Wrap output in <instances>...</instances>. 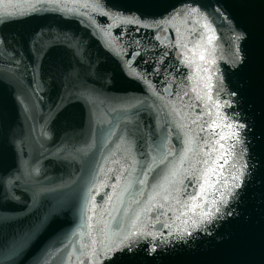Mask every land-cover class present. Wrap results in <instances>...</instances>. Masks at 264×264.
<instances>
[{
	"label": "water",
	"instance_id": "water-1",
	"mask_svg": "<svg viewBox=\"0 0 264 264\" xmlns=\"http://www.w3.org/2000/svg\"><path fill=\"white\" fill-rule=\"evenodd\" d=\"M0 19V264H76L85 245L96 264H264V0H0ZM66 38L101 119L138 125H99L86 163V108L58 111Z\"/></svg>",
	"mask_w": 264,
	"mask_h": 264
},
{
	"label": "snow or ice",
	"instance_id": "snow-or-ice-1",
	"mask_svg": "<svg viewBox=\"0 0 264 264\" xmlns=\"http://www.w3.org/2000/svg\"><path fill=\"white\" fill-rule=\"evenodd\" d=\"M192 12H200L202 11L200 8H192ZM214 13H219V9L213 8ZM8 21L5 19H0V25H3L7 23ZM137 22V21H132ZM5 41L2 37H0V44H4ZM71 54L73 59H75L76 63L73 65L72 63H69L66 67L63 68L61 71V75L63 78L66 79L68 87L66 90V100L67 103H61L58 105V111L63 113L66 109L69 108V105L74 104H81L86 108V112L83 114V124L81 125V128H83L84 125H87L89 129V136L87 139L80 142L79 147H73L72 152L70 155H72L73 159L79 158V160L83 163H86V157L88 156L89 152L95 147V140L93 139V136L96 133H99L100 135H105L104 129L99 127V125L102 124H110L111 127L106 133L107 138H111L112 136L116 135L115 129L119 127L120 123H125V127L122 130L121 135L119 136L120 140H125V137L129 134L135 135L136 131L138 130V125L134 127H129V125L132 124V121L128 117L127 112H125L123 120H118L116 124H112L111 121L107 119H101L98 111L96 110L95 105V94L92 90L88 89L86 85L81 83V71L80 68L84 64V60L79 52L78 45H75L71 39L66 38V43L63 45ZM49 47H55V45H50ZM36 52L39 54L43 52L44 54H47V50L44 48L43 44L40 42H37L35 45ZM18 63V62H17ZM146 83V81H145ZM128 108L135 107L134 105H127ZM66 119L69 123V127L71 126L79 119H81L80 114L76 113L75 111H68ZM167 137H165L166 139ZM163 147V145H161ZM167 155L164 156L162 159L159 160L157 163L155 157L150 156L147 152L142 153V155L145 158L146 167L142 169L144 175H147L149 171L153 170L152 165L155 164L157 168H159L161 165H165L167 161V157L172 155L171 151L166 150ZM185 151H190V149H186ZM184 160L181 159L180 164L183 165ZM176 175L175 170L170 169L166 174L162 177V183H171L169 177H174ZM119 179V177H117ZM140 184L144 183V180H139ZM129 185H126L124 188V191H127ZM53 189L44 187V186H38L37 189L33 193L32 197V203L33 206L40 203L41 196L49 191H52ZM223 202V201H222ZM216 211H219V208L216 209ZM211 214H209L210 216ZM39 225H35L33 228V231L37 229ZM30 233H25L22 236H20L18 239L14 240L8 247L6 251V258L11 259L21 253V251L24 249L25 244L30 239ZM133 233L131 231L125 233L122 237V239L119 240V243H113L110 246L106 247V259H111V256H108L107 253H116L123 251L124 248H127L128 250H131L134 243L136 242L133 237ZM94 243V242H93ZM84 247L89 248V252H80L79 256L76 258V264H96V261L99 259L100 253L96 250H92L90 248V245H85ZM72 256L69 254L67 258V264H71L72 262Z\"/></svg>",
	"mask_w": 264,
	"mask_h": 264
}]
</instances>
